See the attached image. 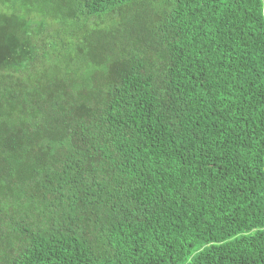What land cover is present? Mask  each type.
Masks as SVG:
<instances>
[{"label":"trees","instance_id":"1","mask_svg":"<svg viewBox=\"0 0 264 264\" xmlns=\"http://www.w3.org/2000/svg\"><path fill=\"white\" fill-rule=\"evenodd\" d=\"M0 264H264V0H0Z\"/></svg>","mask_w":264,"mask_h":264}]
</instances>
